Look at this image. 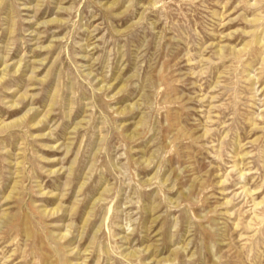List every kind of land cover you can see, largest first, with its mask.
Instances as JSON below:
<instances>
[{
    "label": "rangeland",
    "instance_id": "rangeland-1",
    "mask_svg": "<svg viewBox=\"0 0 264 264\" xmlns=\"http://www.w3.org/2000/svg\"><path fill=\"white\" fill-rule=\"evenodd\" d=\"M5 65L0 264H264V0H0Z\"/></svg>",
    "mask_w": 264,
    "mask_h": 264
},
{
    "label": "bare ground",
    "instance_id": "bare-ground-1",
    "mask_svg": "<svg viewBox=\"0 0 264 264\" xmlns=\"http://www.w3.org/2000/svg\"><path fill=\"white\" fill-rule=\"evenodd\" d=\"M222 52V51H221ZM7 71V72H6ZM20 71V66H18L16 69H15V72H18ZM6 75H8V65H5L4 67V71L2 72V75L0 77V81H4L6 79ZM30 111V110H29ZM28 114V113H27ZM246 155V154H245ZM245 173V172H244ZM240 175H242V173H240ZM225 179V178H224ZM16 185H17V182L15 183V185L12 187V189L10 190V192L8 193V195L5 197L6 199H10L12 197V193L15 191V188H16ZM4 198V199H5ZM44 213L45 214H48L49 216H55L56 214L59 213V209L58 208H54L52 210H46L44 209ZM59 236V239H64V238H67L69 236V230L68 232L66 231L65 233H59L58 234Z\"/></svg>",
    "mask_w": 264,
    "mask_h": 264
}]
</instances>
